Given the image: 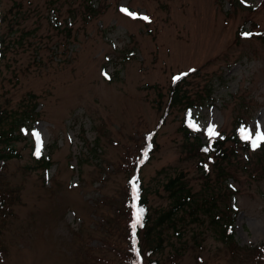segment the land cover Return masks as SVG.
I'll use <instances>...</instances> for the list:
<instances>
[{"label":"rangeland","instance_id":"obj_1","mask_svg":"<svg viewBox=\"0 0 264 264\" xmlns=\"http://www.w3.org/2000/svg\"><path fill=\"white\" fill-rule=\"evenodd\" d=\"M50 1L2 0L7 11L3 34L21 42L7 50L0 64L3 102L10 117L24 105L37 106L39 120L21 129L24 139L12 141L21 157L11 158L0 171L1 189H14L18 196L10 205L12 214L0 218L5 250L0 264L117 262L111 242L105 241L123 243L116 211L125 200L121 163L156 127L172 74L198 69L183 86L190 100L206 98L210 90L186 113L187 125L203 142L206 136L215 141L221 130L233 132L245 112L241 102L249 117L238 132L253 137L252 144L257 130L264 134V40L237 39L243 24L246 30L251 22L264 29V7H257L262 0H240L256 7L252 12L232 6L233 0H55L61 22L55 28ZM88 1L97 9L90 17ZM146 16L150 22H144ZM183 119L182 109L170 110L155 136L157 150L139 174L152 219L169 206L163 187L169 178L183 174L194 191L201 190L197 158L184 145ZM31 143L36 154L51 158L49 169L36 166ZM246 166L239 161L228 170L239 189L232 200L234 239L252 249L264 245V172L252 162ZM200 217L186 214L177 223L181 233L164 226L163 247L152 259L159 264H249V249L233 254L209 218ZM152 243L143 239V250Z\"/></svg>","mask_w":264,"mask_h":264},{"label":"trees","instance_id":"obj_2","mask_svg":"<svg viewBox=\"0 0 264 264\" xmlns=\"http://www.w3.org/2000/svg\"><path fill=\"white\" fill-rule=\"evenodd\" d=\"M55 0H51L48 5L49 12H53L55 16V24L53 27L60 25L59 15L60 9L56 5L54 6ZM90 3V1H88ZM232 6H240L239 0H233ZM264 7V0L260 3L259 7ZM12 7H16L13 4ZM91 4H88V15L92 16L97 10L92 8ZM17 8V7H16ZM8 11L12 12V8ZM7 11L4 13L2 8V0H0V24L2 21H6ZM251 22V20H249ZM17 22H15L16 24ZM249 31L243 28V25L237 31V39H256L264 40V29H258L256 23L251 22ZM9 29L12 26L9 24ZM68 30V29H67ZM3 30L0 31V64L6 60L7 50L10 51L11 47L20 44V40H6V36ZM249 33L250 35H244ZM29 46H32V42H29ZM15 48V47H14ZM52 57V56H51ZM198 69H191L190 72H185L179 76L177 80H171L167 86V99L164 105V111L162 108L160 116L157 120L156 127L153 130H149L144 137H142L141 146L138 145L135 151H129L126 155L128 162L121 163V169L126 173L125 175V186L123 193L120 194L125 197L121 203V207L116 208L119 212L120 224L123 229L119 233L123 237V243H117L116 241L106 240V245L109 246L112 251L118 256V261L114 260H103L96 264H159L157 259H152L153 255L163 247L161 229L165 226L172 228L174 231L178 229L177 223L184 219L186 214L194 217V220L202 221L200 217L209 218V224L212 227L219 230V237L226 244H229L228 248L234 254L237 251L244 253L249 248L239 246L234 239V228L233 220L235 210L230 204V200L237 197L239 191L238 187L234 183L236 181L235 175H233L228 167L235 162L243 161L244 166L247 168V164L252 162L253 167L258 169L260 173L264 172V143H261L257 147H252L248 139H242L237 132V127L247 121L249 115L246 114L248 107L246 103L241 102L245 108V112L239 114L238 121L234 126V130L231 133H227L225 130H221V138L211 141L206 140L203 142L201 137L198 136L197 131L191 130L187 125L186 113L193 106L200 104L209 96L210 90L206 88L207 96L201 95L198 101L190 100L187 97L186 90L183 86L188 84V77L194 75ZM155 87V86H153ZM0 171L5 168L7 161L11 158L21 157L20 152L13 146L12 141L19 140L20 136L15 133L19 130L21 125H25V121L28 119H38V113L36 107H28L27 105L22 106V109L14 117H10V108L8 104H4L6 101L4 93L1 91L0 85ZM174 107L182 109L183 111V124L181 130L184 136V145L188 151H191L197 158L195 166L200 170L203 176L201 190L194 191L189 186L188 180H185L183 174H178L173 178H169L164 184V190L167 192V196L170 199L169 206L167 209L159 212L156 217L152 219V207L149 205L148 197L146 195L147 190L143 185L140 177V171L146 163H148L154 152L157 150V144L155 143V136L160 127V124L164 122L167 114ZM251 111V110H250ZM157 112L159 109L157 108ZM42 113V112H41ZM40 113V115H41ZM250 113V112H249ZM7 123V127L1 129L2 126ZM15 133V134H14ZM230 142L228 146L226 143ZM140 146V147H139ZM31 151H32V147ZM95 149V148H94ZM186 151V150H185ZM33 160L38 168H48L52 163L49 159H45L43 155H33ZM203 167H206L204 171H201ZM213 171V181H210V174ZM133 177H135V185L137 190L136 199L133 200L132 184ZM232 181L228 183V179ZM101 179V178H100ZM139 182H138V181ZM224 188V190H223ZM224 191V192H222ZM14 189H1L0 185V218L3 220L9 213L12 212L10 205L14 203L18 196L14 194ZM143 209L142 212L140 210ZM229 210L230 212H228ZM181 212V213H180ZM180 213V215H179ZM136 214L140 216V222L135 227L133 233V223L136 219ZM193 222V221H192ZM181 233V231H176ZM146 243L154 242L148 247L147 250L142 248V240ZM200 246V242L196 243ZM91 248V247H89ZM184 247L176 250L174 258L179 255V252H183ZM249 264L255 262V264L262 263L264 261V245L255 246L248 250ZM5 250L0 243V259H3ZM182 256V255H181Z\"/></svg>","mask_w":264,"mask_h":264},{"label":"snow or ice","instance_id":"obj_3","mask_svg":"<svg viewBox=\"0 0 264 264\" xmlns=\"http://www.w3.org/2000/svg\"><path fill=\"white\" fill-rule=\"evenodd\" d=\"M122 11H127L126 9H121ZM129 15H133V16H135V13H128ZM143 19H145V20H147L148 18L147 17H143ZM244 35H250L249 33H244ZM182 75H186V74H182ZM177 79H179V76H177V77H174V80H177ZM209 132H210V134H214L213 132H212V128L210 127L209 128ZM38 135V134H37ZM245 138H247V137H245ZM260 140H264V134H261L258 130H257V132H256V139L255 140H253V147H255V146H257V142L258 141H260ZM135 177H133V200H135L136 199V186H135V183H134V181H135ZM143 211V209H141L140 210V212H142ZM139 222H140V216H139V214H136V219H135V221H134V223H133V225H132V227H133V233L135 232V227H136V225L137 224H139Z\"/></svg>","mask_w":264,"mask_h":264}]
</instances>
